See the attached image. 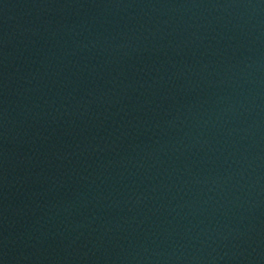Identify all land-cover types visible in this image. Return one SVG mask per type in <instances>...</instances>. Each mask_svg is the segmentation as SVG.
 Returning a JSON list of instances; mask_svg holds the SVG:
<instances>
[{
	"label": "water",
	"instance_id": "1",
	"mask_svg": "<svg viewBox=\"0 0 264 264\" xmlns=\"http://www.w3.org/2000/svg\"><path fill=\"white\" fill-rule=\"evenodd\" d=\"M0 264H264V0H0Z\"/></svg>",
	"mask_w": 264,
	"mask_h": 264
}]
</instances>
